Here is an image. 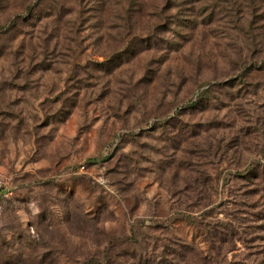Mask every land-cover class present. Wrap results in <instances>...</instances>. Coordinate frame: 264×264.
Returning <instances> with one entry per match:
<instances>
[{
	"label": "rangeland",
	"instance_id": "1",
	"mask_svg": "<svg viewBox=\"0 0 264 264\" xmlns=\"http://www.w3.org/2000/svg\"><path fill=\"white\" fill-rule=\"evenodd\" d=\"M0 264H264V0H0Z\"/></svg>",
	"mask_w": 264,
	"mask_h": 264
}]
</instances>
